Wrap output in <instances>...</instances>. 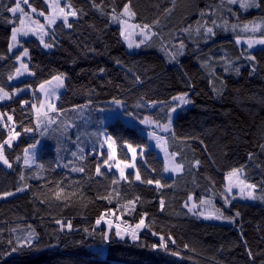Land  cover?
Instances as JSON below:
<instances>
[{"label":"trees","instance_id":"1","mask_svg":"<svg viewBox=\"0 0 264 264\" xmlns=\"http://www.w3.org/2000/svg\"><path fill=\"white\" fill-rule=\"evenodd\" d=\"M62 1L77 13L68 19L71 27L60 19L47 27V50L35 38L25 40L31 77L10 82L18 54L9 51V43L19 19L6 11L14 7L12 0H0V87L36 90L62 75L64 89L51 115L70 120L49 142L37 131H25L36 115L32 105L22 107L21 98L0 103L20 132L11 147L4 146L11 167L0 164V197L12 193L0 199V253H10L30 229L38 236L33 247L0 255V264H264V44L248 46V40L264 39V0L247 8L240 6L242 0ZM29 3L47 13L43 0ZM125 5L134 23L150 26L148 38L133 52L113 20ZM259 23L263 27L254 32ZM182 95L189 103L175 113L163 136L167 152L182 167L167 177L163 159L138 122L149 117L158 122L153 124H168L172 99ZM114 101L133 123L121 117L104 123L103 113L94 109ZM82 108L91 118L86 116L80 128L76 121L82 114L76 113ZM9 128L0 134V143L8 139ZM103 132L113 140L118 161H130L128 145L138 149L127 179L107 170ZM41 139L36 164L26 165L24 150ZM234 170L256 185L258 202H225L226 174ZM147 180L153 183L142 182ZM191 196L196 202L213 201L214 211L231 223L204 221L191 213L186 207ZM103 213L131 227L143 217L147 227L138 240H121L111 223L105 242V222L96 225ZM56 221L70 222L71 231H61ZM160 236L167 250L152 247Z\"/></svg>","mask_w":264,"mask_h":264},{"label":"rangeland","instance_id":"2","mask_svg":"<svg viewBox=\"0 0 264 264\" xmlns=\"http://www.w3.org/2000/svg\"><path fill=\"white\" fill-rule=\"evenodd\" d=\"M43 2L45 3V5L47 7V13L45 14V16H39L38 12L37 13H31V9L30 8H28V10H29L28 12L31 13L33 19L38 20L41 24H45L46 25V30H47V27H50V26H47V21H46L45 17L49 16L52 13V9L49 7V4L52 2V0H43ZM242 2L246 3V0L240 1V3H242ZM60 7L65 8L66 12L72 11L69 7H67L66 4L63 3L62 0H60ZM129 9H130V7H129ZM123 12H124V8H123L121 14H115V15L119 16L120 19L125 21V23L121 24L117 20H114V22H116L120 26V30L121 31L123 30L125 32V35H123V36L121 35V37H122V40H123L127 50L129 52H133V51L137 50L138 47L136 45L140 44L141 40H144V41L146 40L144 38V36L141 35V28L143 26L133 27V26H135L137 24L134 23L130 19V15L123 14ZM130 12H131V10H130ZM73 17L74 16H69L68 19L69 18H73ZM59 19L63 20L62 18H59ZM26 23H30V21H26ZM254 26H255V29H256L254 32H258L263 27V25L260 24V23L259 24H255ZM45 37H46V35L43 36V40H44ZM125 37H127V39ZM30 38L37 39L40 42L42 48L45 49V50L51 48L50 46L49 47H45L44 46L45 42L42 43L41 39H40V37L38 35L29 34L26 37H19L20 44L22 45V47L18 45L17 47L13 48L10 52L11 53L16 52L18 54V56H19L21 54V52L23 51V49L25 48L24 41L27 40V39H30ZM258 40H260V39L248 40V44H249L250 41L252 42V47H250V48H253V47H256L258 45H261L259 43H256V41H258ZM130 42L133 45L132 47H129V43ZM10 43H11V40H10ZM21 63L26 64L27 68H28V55L25 56V57H22L21 60H17L18 68H20ZM56 76H60L62 78L63 84H62V86L58 87L57 86L58 82L56 80H54L53 77L48 80V81L51 82L50 84L46 83L48 81L42 83V84H44V87H45V90L47 91V93H49L47 95H46L45 91H41V89H40V85L41 84L36 88V90L31 88L30 86L26 85V86L16 87V88H14V90H12V92H7V91L4 90L5 92L9 93L10 98L0 100V103H4V102L9 101L11 98H21L22 107H25V105L27 103L32 105L33 110H34V114L36 112V115H34V117H33L32 124L28 125V126H25V129H33V131H26V133L31 135L33 133L35 134V131H37L45 139L47 138V141H49V142L54 140V139H57L56 137H58L59 134H62V132H64V130H66L67 125H69V123H70L69 122L70 120L68 118H64L63 116H61L59 118V117H55V116L51 115L53 113V111H54L53 109H54L56 96H57L58 93L62 92L63 89H64V77L62 75H56ZM56 76H54V77H56ZM11 77H12V79H9L10 82H18V81L24 80L25 78L31 77V73L28 70L26 72H23V74H21V75H17L16 71H15L11 75ZM172 102H173V105H174L173 108H175V111L171 110L170 117H169L170 121L172 120V118L175 115V113L179 109H181L183 106L186 105V104H181L178 100H174V99H172ZM152 106H155V105H152ZM94 110L96 112H98V113L99 112L103 113V115H104V117H103L104 123L110 122V121L114 120L115 118H117L118 116L125 117V114L122 111L121 103L118 105V104L115 103V101L114 102H109L108 104H106L105 107H97ZM80 113L82 114V116H80L78 118V120L76 119L77 117H75L74 115L70 116V117L71 118L73 117L72 119H76L77 120L76 122H78V126L81 128V127H84L87 124L88 118H91V115L89 114V112H87V110H85L83 108H82V110H80L76 114L79 116ZM0 116H2V120H0V134L4 135V133H5L4 129L6 128L5 125H7V127H10L13 130L17 128V125H16V123L14 121V118H13V116L11 114H9L8 112H2L0 110ZM9 116L12 117L11 120H8ZM38 122H39V127H37ZM138 124L141 127L142 132L147 136L149 146L154 147L155 150L157 151V154L163 159V161L165 163H167V166L169 168V170L166 171L167 176H172V174H175L176 171H172L171 170L172 165L175 164L174 160H173V155H171V154H169L167 152V160H166V153L164 151L165 142H164V137L163 136L170 130L169 123L166 124V125H169L167 131H164L163 128L160 125H158V124H144V123H141V122H138ZM155 130H157V132H159V134H157V132H155ZM14 132H18V131L14 130ZM18 133L20 134V132H18ZM149 133H155V137H160L161 139H160L159 143L161 145H163V147H159L157 139L155 137H153V136H150ZM102 136H103L102 138L104 140V144H105V146H106V148L108 150V155L111 153L112 149H115V158L112 159V160L108 159V164H106V168H107V170L114 171V172H116V173H118L120 175V171H119V168L117 167V165L119 164V167H124V164L120 163L121 161H118L116 159L115 144H114L113 140L110 139L105 132L102 133ZM19 137H20V135L17 136L12 141V143L16 142L19 139ZM3 139L5 140L4 136H2V140ZM42 143L43 142H42V139H41L37 143H35V145H36L35 148H31L30 147L31 145H29L26 148L28 150V156L30 158L29 159V163L27 165H35L36 164V158H37V155H38V151H39V149L42 146ZM109 144H111V148L109 147ZM25 150H24L23 156H22L23 162L25 161V156H26ZM128 152H129V156H130V161H128L126 163L134 165V167H125L124 168V174L127 171H129V170H135L136 160L139 157L138 150H136L135 159H133V153L130 151V149H128ZM4 154H5L6 158H7L5 150H4ZM0 164L3 167L7 168V169L10 168L8 165H5L2 161H0ZM109 165H111V167H109ZM233 172L234 171L227 173L226 174V178H225V187H224V192L225 193H224V195L227 198V200H229V201L230 200L247 201V202H253V203L254 202H258L257 198L256 199H250V198H247L246 196H242L240 194L239 188L244 186L243 184H241V181H243L244 184H249V183H247L243 179L241 170H235V174L230 176V173H233ZM249 185H252V184H249ZM229 186H232V191L230 193L228 192ZM246 191H247V189H246ZM254 194L256 196V192L255 191H254ZM9 196L10 195H5L3 197H0V199L6 198V197H9ZM186 207L191 213H193L196 216L200 217L204 221H209V222H214V223H219V224H230L231 223V221L229 219L226 220V219H223V218H221V219H216L215 218L216 216H219L221 214H217L214 211V209H213V207H214L213 201L201 200L199 202H196V201H194V198L191 196L187 200ZM104 214L105 213H103L102 215H104ZM105 216H108V215L106 214ZM105 225L107 227L106 223H105ZM115 227H117V228H119L121 230L130 231L131 229L135 228V225L132 226V227L128 226L127 228H125L124 222H121L118 225H116ZM143 230H144V228L139 230L138 234H140ZM125 238H128L129 240H132L131 237H129V236H126Z\"/></svg>","mask_w":264,"mask_h":264},{"label":"snow or ice","instance_id":"3","mask_svg":"<svg viewBox=\"0 0 264 264\" xmlns=\"http://www.w3.org/2000/svg\"><path fill=\"white\" fill-rule=\"evenodd\" d=\"M231 3H237V0H230ZM12 3L14 4V7H7L6 11L11 13L12 16L14 18H18L19 19V24L15 25L12 27L11 29V43L9 44V51H11L13 48L17 47L18 45L22 47V45L20 44V39L19 37H26L29 34L32 35H38L41 39V42L44 43L43 40V36L46 35V25L45 24H41L38 20L33 19L31 13H37V9L32 7V5L29 3V0H12ZM0 6H2V4H0ZM27 6L28 8L31 9V13L26 12L25 11V7ZM241 7L243 8H247L249 6H258V5H254V0L253 3H241L240 4ZM49 7L52 9V13L49 16H46L45 19L47 21V26H51L54 25L57 21V19L62 18L63 22L65 25H67L68 27H71V24L68 23V17L69 16H76L77 13L75 10L72 11H65V8L60 7V0H52V2L49 4ZM67 7H71V5H67ZM123 14H127V15H134V13L130 12L129 6L125 5L124 7V12ZM39 16H45L44 12H39L38 13ZM113 20H117L119 23L124 24L125 21H123L122 19H120L119 16L114 15L113 16ZM26 21H30V23H26ZM9 23H14V21L10 20L8 21ZM133 27H140L139 25H135ZM149 25L145 24L143 25V27L141 28V35L144 36L145 39L148 38V32L146 31L147 29H149ZM248 26L245 25V28H247ZM253 31H255V26H253ZM209 32H212V29H208ZM121 35H125V32L122 30L121 31ZM127 39V37H125ZM144 40H141L140 43H143ZM240 41H237V43H239ZM256 43L259 44H264V39H260L258 41H256ZM45 47H49L50 45L48 44H44ZM132 43H129V47H132ZM137 47H139V44L136 45ZM249 47H252V42L250 41L248 44ZM28 55V49L24 48L23 51L21 52V54L19 56H17V60H21L22 57H25ZM250 59H254V57H249ZM28 71L27 65L21 63L20 68L16 69V74L17 75H21L23 74V72ZM9 79H12L11 76H9ZM54 80H56L57 86H62L63 84V80L60 76H56L53 77ZM46 83H51L50 81L46 82ZM40 89L41 91H45L46 95L49 94L47 93V91L45 90L44 84L40 85ZM10 98L9 93L5 92L4 89L2 87H0V100L3 99H7ZM174 100H178L181 104H187L189 103V101L186 99V95L183 96H178V97H173ZM116 104H120V101H115ZM35 107V106H34ZM51 107V106H50ZM54 110V109H53ZM172 111H175V108L172 109ZM12 117L9 116L8 120H11ZM0 120H2V116H0ZM51 122V121H50ZM141 123L144 124H153V123H158L156 121L151 120L149 117H145ZM169 125H170V120H169ZM169 125H162L161 127L163 128L164 131L168 130ZM5 127H7V125H5ZM37 127H39V122L37 124ZM25 131H33V129H25ZM20 134L18 132H14L12 129H9V135H8V139L5 140L3 143H0V161H2L5 165H8L9 167H11V165L9 164L8 159L6 158L5 154H4V146L5 144L8 145L9 147H11L12 145V141L19 136ZM150 136L155 137V133H149ZM158 141V146L159 147H163V145H161L159 143L160 141V137H155ZM31 148H35L36 145L33 144L30 146ZM109 147L111 148V144H109ZM128 148L130 149V151L133 153V159H135V155H136V149L133 148L131 145H128ZM164 151L166 153V160H167V149L164 148ZM26 156H25V164L27 165L29 163V156H28V150H25ZM175 154H173L174 156ZM115 158V149H112L111 153L109 154L108 159L112 160ZM105 164H108V160H105L104 162ZM124 164V167H119V164L117 165V167L119 168L120 171V176L122 179H127V176H125L124 174V168L125 167H134V165L131 164H127L126 162H120ZM109 167H111V165H109ZM182 166L179 164H173L171 167L172 171H178L180 170ZM79 171H83V169H78ZM169 168L167 166L166 163V167H165V171H168ZM97 174H100V168L99 166L97 167ZM235 174V170L233 173H230L231 175ZM21 179H23V177H21ZM136 180H140L141 177L139 175V173L136 174L135 177ZM142 182H146L148 184H152L153 180H147V181H142ZM155 184L157 185V187H161L160 181L156 180ZM241 184H243V187L239 188L240 194L242 196H246L247 198L250 199H256L257 197L254 194V190L256 188V185H249V184H244L243 181H241ZM247 189V191H246ZM23 189H18V191H22ZM232 191V186H229L228 188V192L230 193ZM5 195H12V193H6ZM105 199H107V197H104ZM261 199H264V196L260 197ZM225 202L227 203V198L225 199ZM129 204L133 203L132 201L128 202ZM161 205H163V201H161ZM191 210V209H190ZM146 215V214H145ZM237 216H239V212L236 213ZM216 219H231L230 217H224L221 215L216 216ZM104 221L107 224V230L102 232V240L105 242H109L110 240V236L112 233V224L108 221L104 220V216L101 215L99 218H97L96 220V225L99 226L101 224V222ZM58 224H60V230L63 231L65 229V227H67V229L69 231H71L72 229V225L69 222L67 225H65L64 223H62L61 221H56ZM147 227V225L144 222V218L141 217L139 223H137L135 225V228L131 229L130 231L128 230H121L119 228L116 229L115 231V235L117 237H119L121 240H123L126 236L131 237V239L133 241L138 240L139 236H138V232L139 230L143 229ZM84 231L86 233L89 234H95V229L89 230L87 228L84 229ZM153 235H157V233H153ZM38 239L37 234L35 233L34 230H29L27 235L23 238V242L20 243L18 242L17 245L13 246L11 248V252L10 253H0V255L2 256H10L13 253H16L19 251L20 248H24V247H33L34 244V240ZM169 239H171V237H169ZM174 242V241H173ZM9 243L11 244V241H9ZM153 248L156 247H160L163 248L165 250H167V242L165 241L163 236H160V242L159 245L153 244L152 245ZM102 252V249L100 250ZM173 255H177V253H172ZM249 255H251V252H249Z\"/></svg>","mask_w":264,"mask_h":264},{"label":"crops","instance_id":"4","mask_svg":"<svg viewBox=\"0 0 264 264\" xmlns=\"http://www.w3.org/2000/svg\"><path fill=\"white\" fill-rule=\"evenodd\" d=\"M118 117H120V116H118ZM126 117V118H125ZM125 117H121L125 122H127V123H133L134 122V119L132 118V117H130V116H128V115H125ZM152 147V146H151ZM154 148V147H153ZM155 149V148H154ZM136 150H138V149H136ZM165 167H166V163L164 162V175L165 176H167V174H166V171H165ZM180 172V170H178V171H176V173L175 174H177V173H179ZM175 174H172V176H174ZM172 176H167V177H172Z\"/></svg>","mask_w":264,"mask_h":264},{"label":"built area","instance_id":"5","mask_svg":"<svg viewBox=\"0 0 264 264\" xmlns=\"http://www.w3.org/2000/svg\"><path fill=\"white\" fill-rule=\"evenodd\" d=\"M13 130V129H12ZM107 219V220H106ZM105 221H108V222H110V223H112V224H115V225H118L117 223H113V221H112V219H111V217L108 215V216H105V219H104ZM124 225H125V228H127L129 225H128V223H126V222H124Z\"/></svg>","mask_w":264,"mask_h":264},{"label":"bare ground","instance_id":"6","mask_svg":"<svg viewBox=\"0 0 264 264\" xmlns=\"http://www.w3.org/2000/svg\"><path fill=\"white\" fill-rule=\"evenodd\" d=\"M10 129H11V128H10ZM14 130H15V129H14ZM14 130H13V131H14ZM7 134H9V129H8V133H7Z\"/></svg>","mask_w":264,"mask_h":264}]
</instances>
